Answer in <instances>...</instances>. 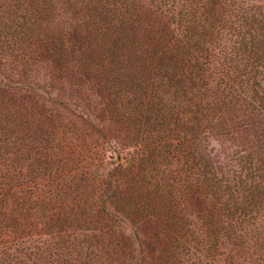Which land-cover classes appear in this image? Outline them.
<instances>
[{
    "label": "trees",
    "instance_id": "obj_1",
    "mask_svg": "<svg viewBox=\"0 0 264 264\" xmlns=\"http://www.w3.org/2000/svg\"><path fill=\"white\" fill-rule=\"evenodd\" d=\"M262 17L0 0V264H264ZM208 137L243 140L239 174Z\"/></svg>",
    "mask_w": 264,
    "mask_h": 264
},
{
    "label": "rangeland",
    "instance_id": "obj_2",
    "mask_svg": "<svg viewBox=\"0 0 264 264\" xmlns=\"http://www.w3.org/2000/svg\"><path fill=\"white\" fill-rule=\"evenodd\" d=\"M249 1L250 2L252 1L253 4L258 5L261 8V13L263 16L262 22L264 25V0H249ZM10 25H11L10 22L3 23L0 28V34L4 35L6 33H9L11 29ZM263 25L261 23V26ZM262 88L264 90V82L262 83ZM86 94L88 95L87 96L88 102L86 103H90V105L92 106L96 105V102L99 101V98H97L96 95L92 96L93 90L91 92L87 91ZM79 104L83 106L82 102H79ZM83 107H87V106L84 105ZM115 136L125 141L122 135L115 133ZM205 140L204 142H202V146H206L208 144V147H209L208 154L210 158L212 159L214 163H216V165L222 171H224V174L226 176L228 175L227 176L228 178H232L234 174L240 173V168L242 164L241 160L244 155V149H245V145L242 139L233 138V137H225V138L224 137L223 138L208 137V139H205ZM119 157L120 156H118L117 159Z\"/></svg>",
    "mask_w": 264,
    "mask_h": 264
},
{
    "label": "water",
    "instance_id": "obj_3",
    "mask_svg": "<svg viewBox=\"0 0 264 264\" xmlns=\"http://www.w3.org/2000/svg\"><path fill=\"white\" fill-rule=\"evenodd\" d=\"M119 159V158H118Z\"/></svg>",
    "mask_w": 264,
    "mask_h": 264
}]
</instances>
